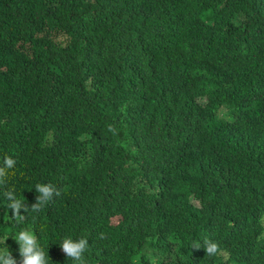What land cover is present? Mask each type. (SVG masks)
<instances>
[{"label": "trees", "instance_id": "trees-1", "mask_svg": "<svg viewBox=\"0 0 264 264\" xmlns=\"http://www.w3.org/2000/svg\"><path fill=\"white\" fill-rule=\"evenodd\" d=\"M5 156L17 264L21 230L48 264H264V0H0Z\"/></svg>", "mask_w": 264, "mask_h": 264}, {"label": "clouds", "instance_id": "clouds-1", "mask_svg": "<svg viewBox=\"0 0 264 264\" xmlns=\"http://www.w3.org/2000/svg\"><path fill=\"white\" fill-rule=\"evenodd\" d=\"M16 160L11 156H5L2 166H0V185L6 182L8 170L13 169ZM35 190L38 193L36 200L32 203L33 211L39 212L43 206L50 203L54 197L60 196L59 189L52 184H36ZM10 201L8 207L12 209V215L19 220L23 219L21 210L27 211V206L16 196L15 190H9L4 193ZM19 245L20 261L19 264H48V253L39 245L37 237L29 230H21L15 238ZM6 243V241H5ZM62 252L67 258L73 260L75 264H87L86 252L89 249V240L80 236L73 239L71 236L62 238L59 244ZM203 249L208 256H218L223 254V249L218 241L211 237L203 239V243H194L193 250ZM0 264H17V260L9 251H0Z\"/></svg>", "mask_w": 264, "mask_h": 264}, {"label": "rangeland", "instance_id": "rangeland-1", "mask_svg": "<svg viewBox=\"0 0 264 264\" xmlns=\"http://www.w3.org/2000/svg\"><path fill=\"white\" fill-rule=\"evenodd\" d=\"M263 220H264V217H263Z\"/></svg>", "mask_w": 264, "mask_h": 264}]
</instances>
